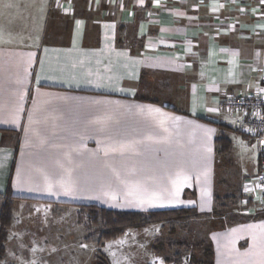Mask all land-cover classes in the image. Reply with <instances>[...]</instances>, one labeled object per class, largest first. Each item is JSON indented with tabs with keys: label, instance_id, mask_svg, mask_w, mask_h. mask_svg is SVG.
Returning a JSON list of instances; mask_svg holds the SVG:
<instances>
[{
	"label": "crops",
	"instance_id": "0c3cea01",
	"mask_svg": "<svg viewBox=\"0 0 264 264\" xmlns=\"http://www.w3.org/2000/svg\"><path fill=\"white\" fill-rule=\"evenodd\" d=\"M263 81L264 0H0V207L10 192L17 211L209 213L233 196L218 183L230 135L260 173L261 139L222 104ZM239 229L259 230L264 256V220Z\"/></svg>",
	"mask_w": 264,
	"mask_h": 264
},
{
	"label": "rangeland",
	"instance_id": "374dc122",
	"mask_svg": "<svg viewBox=\"0 0 264 264\" xmlns=\"http://www.w3.org/2000/svg\"><path fill=\"white\" fill-rule=\"evenodd\" d=\"M8 18L5 17L6 21ZM235 128L239 131L237 121ZM239 133L247 136L241 131ZM230 136L235 145V155L231 160H222L224 163L218 169V183L223 185L227 194H243L241 196L244 198L231 202L228 208H213L209 213H200L197 210L201 217L174 228L150 225L131 229L118 239L98 246L96 242H86L89 235L78 222L79 210L74 204L41 205V208L34 206L36 208L33 209L22 206L18 211L15 206L13 223L6 230V255L0 264H17L16 261L31 264L32 259L33 264H165V259L174 261L177 253L182 254L181 264H191V258H195L196 262L208 261L205 257V249L208 247L213 251V264L260 262L264 256L258 254L263 251H258L261 248V242L257 240L260 237L259 230H232L233 239L231 235H227L233 227L264 220L263 192L257 198V195L253 196L247 191L250 179L254 178L256 171L239 154L240 147L244 148L241 140H250L237 133ZM252 181V185L258 184L257 179ZM257 187L261 190L259 185ZM104 202L117 204V199L113 201L105 197ZM103 208L131 212L121 206ZM246 235L249 237L243 241ZM33 239H36V250L31 257L29 250ZM170 244H173L172 249L168 247ZM179 245H184V248L180 249Z\"/></svg>",
	"mask_w": 264,
	"mask_h": 264
},
{
	"label": "trees",
	"instance_id": "16d2710c",
	"mask_svg": "<svg viewBox=\"0 0 264 264\" xmlns=\"http://www.w3.org/2000/svg\"><path fill=\"white\" fill-rule=\"evenodd\" d=\"M218 126L222 129L231 130V128L223 125ZM216 144L219 152L223 155L229 154L232 150V144L226 136L222 135L220 138H218ZM241 199V196H228L224 198L216 197L215 208H228V204ZM3 200L4 203L0 209V261L3 260L6 255V249L4 245L7 237L6 230L13 223L16 198H14L10 192H8L7 197ZM76 207L79 210L78 222L85 228L87 234L89 235L86 239V242H96L98 246L118 239L126 231L131 229H137L139 227H146L150 225H163L174 228L175 226L186 224L193 218H199L202 216L197 211V209L186 208L154 210L149 212H122L96 205H76ZM179 246L180 249L184 248V245ZM168 247L169 249H172L173 244H170ZM205 250V257L208 259V261L196 262L195 258H191V261L193 260L191 264H213L211 259V257H213L212 248L208 247ZM181 259L182 254L177 253L175 255L174 261L171 259H165L164 262L165 264H181Z\"/></svg>",
	"mask_w": 264,
	"mask_h": 264
},
{
	"label": "built area",
	"instance_id": "2783aa9c",
	"mask_svg": "<svg viewBox=\"0 0 264 264\" xmlns=\"http://www.w3.org/2000/svg\"><path fill=\"white\" fill-rule=\"evenodd\" d=\"M223 108L237 115L239 131L261 139L263 143L258 184L264 194V81L262 90L248 96H229L222 104Z\"/></svg>",
	"mask_w": 264,
	"mask_h": 264
},
{
	"label": "snow or ice",
	"instance_id": "6c2138e0",
	"mask_svg": "<svg viewBox=\"0 0 264 264\" xmlns=\"http://www.w3.org/2000/svg\"><path fill=\"white\" fill-rule=\"evenodd\" d=\"M176 194L178 195L179 194V184L177 185V192Z\"/></svg>",
	"mask_w": 264,
	"mask_h": 264
},
{
	"label": "water",
	"instance_id": "95a60500",
	"mask_svg": "<svg viewBox=\"0 0 264 264\" xmlns=\"http://www.w3.org/2000/svg\"><path fill=\"white\" fill-rule=\"evenodd\" d=\"M262 147H263V143H262Z\"/></svg>",
	"mask_w": 264,
	"mask_h": 264
}]
</instances>
